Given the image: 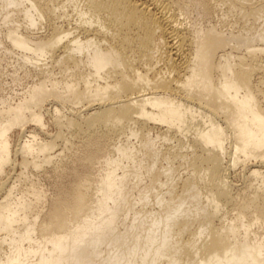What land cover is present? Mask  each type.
<instances>
[{
  "label": "bare ground",
  "instance_id": "bare-ground-1",
  "mask_svg": "<svg viewBox=\"0 0 264 264\" xmlns=\"http://www.w3.org/2000/svg\"><path fill=\"white\" fill-rule=\"evenodd\" d=\"M226 4L264 13V0H0V59L23 73L13 83L33 78L0 97V264H264V32L180 17ZM50 164L76 179L44 210L6 169Z\"/></svg>",
  "mask_w": 264,
  "mask_h": 264
},
{
  "label": "rangeland",
  "instance_id": "rangeland-1",
  "mask_svg": "<svg viewBox=\"0 0 264 264\" xmlns=\"http://www.w3.org/2000/svg\"><path fill=\"white\" fill-rule=\"evenodd\" d=\"M227 7H228L227 4L216 7L214 13L212 14V16L210 18L204 17L197 9L189 10L186 13L182 14L180 17H181V19L183 18L184 24H186V26H190V28L192 30L199 31V30L204 29L207 26L214 25L218 29H221L225 34L231 33L233 35L238 34L240 32H242V34L248 32V31L244 30L245 22H247L246 23L247 25H250V23H252L254 21L253 19H255L256 21H254V23L251 25H254V28L256 26L257 29L256 30L252 29L248 33L255 35V34H257V32H255V31H258V33L264 32V13L260 14L261 17H257L259 15L255 14L256 16L252 17V20H251V17H249V19H247V15H246V18L243 15L241 16V14H244V13L240 12V10H238L239 11L238 12V11L233 10V9L232 10L229 8L227 9ZM256 17L259 19H257ZM255 23H256V25H255ZM256 42L261 43L259 41H256ZM256 42L254 41V43H256ZM234 45H236V46H234V48L235 47L236 48L235 49L233 48L234 49L233 51H234V53L236 52L235 53L236 55L237 54L242 55V53L244 54L246 52L245 51L246 49L244 47L239 46L240 47L239 48L236 43ZM1 54L2 53L0 51V55ZM9 57H10L9 55L8 56L5 55V57L1 56V59H0V97H3V96L8 97L11 94L13 96V94H16V92H17V94L21 93L23 86L25 87L27 84H30L33 81L32 80L33 78L27 77V78H23L22 80H18L17 82L13 83L11 80L12 77L14 76L13 74H16V75L18 74L17 77H19V75L22 77L23 73L21 72V70L16 71L17 73L13 72V69H14L13 66L16 63L14 62L12 57H10V58ZM15 69H17V68H15ZM263 86H264V84H263ZM69 107H71V105H69L66 108L64 107V109H62L63 110L62 114L65 113L67 115L68 110L70 111ZM73 107L74 108L78 107L77 109L81 110V105L80 106L79 105L73 106ZM52 114L48 113V115H45L46 116L45 117L46 126L44 128V130H45L44 132L45 133L47 132V133H46V136L45 135L43 136V134L41 133L40 134L41 137L45 138V137H48L47 135H54L56 133V131L58 130V127L51 122L52 121V119H51ZM49 115H50V117H49ZM47 117H49V118H47ZM32 129H33V127L29 125L28 127H26V131L23 130V132L25 133V135H29L30 134L29 131H31ZM23 132L20 133V130H17V129L14 131V133H13L14 144L17 141V139L19 138V134H22ZM151 134L154 135L155 132L154 133L152 132ZM57 140H60V139H57ZM132 142L136 143V140H132ZM57 143H58V145H56L54 150H58V149H60V147H62V145L60 144L61 143L60 141H57ZM157 143H158L157 146L161 147L163 152H165L167 149L170 150V152H174V151L178 150L177 147L174 146L175 145L174 140L166 141V142H164V145H162V146L160 145L162 143V140H159ZM13 158H14V156H13ZM18 159H19V157L17 158V160ZM19 160L17 162H19ZM175 162H176V160H175ZM164 163H165V161H163L161 159L158 161L159 165L164 164ZM80 164L79 163L78 164L77 163L76 164L75 163L70 164L69 167L72 165L71 167L76 168V170L81 172V165ZM73 165H76V166H73ZM8 166H10V165H8ZM8 166H7L6 170L7 171L9 170L8 176L11 177L10 181H11V183H12V181H14V183L18 186L17 188H19V189L23 188L24 189L28 186L27 184L29 182H33L36 185V187H38L43 192V194L45 196V200H44V203L41 205L44 207V210H47V207L49 205L48 203H50V199L55 198V195L57 194V192H59L60 190H65L64 188H66V187H67L66 189H69V187L71 188L73 181H75V179H76L75 174H73L70 170H66L65 171L66 174L65 173L62 174L64 176L59 175V176H62V178L58 177V175H56L57 173H54L52 171L53 169H51V164L47 165V166H43L40 169H36V170L31 168V167L26 168V169H22L19 166H16L13 169L12 166H10V167H8ZM184 172H185V169L183 168V166L179 167L178 170L175 172L176 176L174 174L175 179L177 180L180 177H185L186 174ZM4 177H5V175L0 176V181H3L5 179ZM244 179H245L244 174L239 169L235 170V173H233L229 177L230 182L232 181V184L235 186V188H239V189L243 188L242 186H244V181H245ZM179 181H181V179ZM133 182L134 181H131L130 184H132ZM145 183L147 184L148 182L144 181V184ZM25 185H27V186L25 187ZM162 188L164 189V188H166V186H164ZM159 189L160 188L158 187L157 191ZM135 191L136 190H134V192ZM0 194H1V192H0ZM1 197L2 196L0 195V198ZM130 199H132V195H131ZM148 207H149V205L145 207V210H148V211L151 210ZM220 213H224L227 216H232L235 212L230 207H224V208L221 207ZM125 222H127V220L124 221V223ZM257 227H259V224L255 226V228H257Z\"/></svg>",
  "mask_w": 264,
  "mask_h": 264
}]
</instances>
